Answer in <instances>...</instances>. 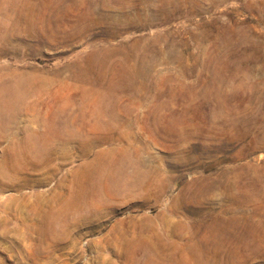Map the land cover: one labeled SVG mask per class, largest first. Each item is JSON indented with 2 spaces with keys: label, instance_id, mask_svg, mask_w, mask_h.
<instances>
[{
  "label": "rangeland",
  "instance_id": "obj_1",
  "mask_svg": "<svg viewBox=\"0 0 264 264\" xmlns=\"http://www.w3.org/2000/svg\"><path fill=\"white\" fill-rule=\"evenodd\" d=\"M0 264H264V0H0Z\"/></svg>",
  "mask_w": 264,
  "mask_h": 264
},
{
  "label": "bare ground",
  "instance_id": "obj_2",
  "mask_svg": "<svg viewBox=\"0 0 264 264\" xmlns=\"http://www.w3.org/2000/svg\"><path fill=\"white\" fill-rule=\"evenodd\" d=\"M34 80H29V79H20V80H16L12 83V85H8L9 86V90L10 93H13L15 95H17L19 93L20 90H24L26 89L27 84H33ZM29 85V86H30Z\"/></svg>",
  "mask_w": 264,
  "mask_h": 264
},
{
  "label": "crops",
  "instance_id": "obj_3",
  "mask_svg": "<svg viewBox=\"0 0 264 264\" xmlns=\"http://www.w3.org/2000/svg\"><path fill=\"white\" fill-rule=\"evenodd\" d=\"M25 129V128H24ZM55 136V135H54ZM49 138L51 137V136H48Z\"/></svg>",
  "mask_w": 264,
  "mask_h": 264
}]
</instances>
